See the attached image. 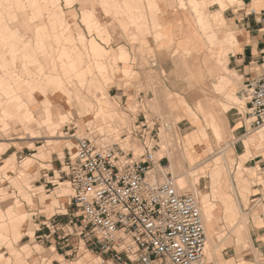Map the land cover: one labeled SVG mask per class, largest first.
Returning <instances> with one entry per match:
<instances>
[{
  "label": "rangeland",
  "instance_id": "374dc122",
  "mask_svg": "<svg viewBox=\"0 0 264 264\" xmlns=\"http://www.w3.org/2000/svg\"><path fill=\"white\" fill-rule=\"evenodd\" d=\"M8 1L9 2L7 4L11 6L10 10H8V5H0V13H3L7 18L5 21L6 23L3 25L8 27V37L4 39L0 38V74L3 75L7 81H9V86L7 87L8 90H16V94L24 91L22 93V100L25 101L26 104H22L24 109H20L16 112V107H19V104L13 102L9 97L11 95H6L4 90L0 88V142L11 143L13 139H15V142L19 144L16 145V147H21V150L26 149L25 147H29L31 150H24V154L21 158L15 155L16 159L12 168L10 163H8L7 168L4 167L0 169V212H2V216H0V225H4L5 227L2 229L3 237H0V264H40L38 261L35 263H32V261L39 254H43V257L46 259L49 257L50 252L45 250L46 245H43L41 240H37L35 238L34 232L33 235L31 234V225H29L31 215L28 214L27 207L29 206L32 208L36 201L40 202V204L45 208H47V204L52 203V207H54L55 211L58 212L63 204L68 205L70 203L72 196V190L69 183H65V187H63V197H59V195L56 194V192L60 191L59 182L66 181V179L59 180L58 172H56L54 179L49 180L55 182L56 187L51 186V184L48 185V187H44L43 183L36 184L41 175H44L46 172L45 169L51 168V166L47 165V161L49 160L48 156L45 159L34 156L41 152V146L46 147L49 152L54 151L57 148L58 152L64 153V156H60V158L62 157L64 160V157L68 158V152L72 153L75 147L76 141L74 138H71L73 134H76V137L83 138L89 137V132H97L112 135L113 137L115 136V138L111 140H115L114 142H116V139L119 140L121 137L124 139V136L128 137L127 141H132L134 135H131V133L135 131L138 126H141L140 128H144L148 125L150 129L153 128L155 130H159V139L155 140L151 144L155 147V151L158 152L157 157H164V164L168 166L169 160L162 151V147L165 144L164 137L168 134V132L172 134L174 143L169 148V151L174 153V151H177V146L173 133L177 130V128L179 129L181 136L184 138H187L192 134L198 135L199 128L204 127V121L201 113L199 112L198 106L205 103L203 101H195L191 98L192 94L190 93H194L192 92L194 90H192L187 79L184 78L186 71L182 69L180 65L178 66L179 57L186 53V51H184V53L181 52L180 56L178 54L176 55L177 57H174L178 48L173 45L168 47L167 45L170 44V39H168L165 33L166 22L164 21L163 16L166 10L173 8H181L192 12L190 7L185 4V0L184 2L183 0H157V3L159 4V10H157L159 13L157 11L153 14L149 13V20L150 18H153L154 24L158 26L153 27L152 21L151 26L149 25L151 30H142L143 33L146 31L145 36L143 33L139 34L141 32L137 27L127 24L129 23V14H116L113 7V0H75L74 5L71 7H69L66 0ZM105 1L108 2L109 5H105ZM139 1L145 3L147 0ZM0 2L5 1L0 0ZM242 7L243 2L242 0H239L236 6L233 7V10H238ZM140 10L144 12L148 11L146 8H140ZM84 11L91 12L93 19L95 18L100 25L93 26L92 29H89L83 21L82 15L84 14ZM136 11L137 10L134 9V13H136ZM192 15L198 30L200 29L203 34H209V31H207V29L203 26L200 28L198 27L196 16L193 12ZM53 17H55L56 20L61 18L62 24L58 21L50 22ZM156 21L157 23H155ZM126 24L128 26L124 29ZM209 24H211L210 27H213L212 22ZM45 26H51V28L45 31L49 38H46L47 42L45 43V46H43L46 51L42 52L43 49H39L40 45H38L35 41V36L38 33L44 32ZM52 27L56 29V34L61 36V40L58 43L54 41L53 33L49 35ZM103 29L108 33H103ZM155 31L156 36L154 34ZM102 33L103 36H105H102L103 38L100 36ZM21 41H25L27 44H24ZM92 41H96L104 47L107 54L106 59L108 60L112 57V55L120 53V48L125 49L128 52V55L124 56L126 58H120L121 63H117V61L116 63L111 64L109 61V68H104L101 64H96L95 59L93 60V56L88 49V46ZM234 44H231V46L227 45L225 48L221 47L222 52L225 50L223 54L230 55L234 52L233 47H235L237 43ZM12 46L20 49L27 46L29 52L28 54H25L22 49V52L15 57L9 51ZM62 47L68 50V54L71 55L72 53V57L70 56L71 59H67L69 57L66 56L64 62H59L57 56L58 53L61 52ZM45 52L48 54H43ZM33 53L39 56L38 58L41 57V63H43L45 68L43 72L44 76L46 72V76L50 75L53 81L56 80L57 76L67 79L69 74H73L71 83L64 80L65 83L63 88H59V91H62L63 93H71V97L73 99L72 107L67 102V96L61 95L60 98L57 99L53 96L54 92L58 91L54 83V85H47V91H45V93H43V90L38 87L33 88L32 91H37L32 94L35 101L34 103L29 101L27 97L30 98L31 96L29 95L30 91H28L26 83L27 81L30 82L40 79L41 74L38 70H35L32 63H28V65L31 66L29 68L30 72L25 73L22 70L24 62L22 58L26 55L30 57ZM210 53L214 55V59L216 61V49L209 48L205 42L203 50L194 53L195 55L193 56L194 58H192V62L195 59L196 63H198V67H202L203 64L199 62L201 60L203 62L207 61L205 66H210L208 65L210 64V62L208 63ZM42 55L52 62V66L49 62L46 64V61H44L45 58L42 57ZM13 56L15 58H13ZM78 60H82V63ZM4 61H6L9 67H3ZM47 65L50 69H47L49 68ZM72 65L76 66L77 71L83 70V73L80 74V76H77L74 69H72L74 72H70ZM212 66L214 67L212 75L213 78H218L221 74H224L225 77V70L221 71L217 66L215 67L214 62L212 63ZM179 74H183V78L179 77ZM227 74L232 75V70L227 71ZM240 76L241 75L239 74L235 77L232 75L235 79L236 86L233 87L231 91L236 94L242 109L241 115L238 118L239 120L232 126L231 132L241 129V132L239 133L240 137L243 136V141L248 144V148L244 150L245 152L242 156H239V153L237 152V166L235 165L234 172L237 171V167L241 163H243L245 168L254 167L255 171H253L251 179L254 181V184L258 185L260 184V181L256 180L258 179V174H260L258 173L260 165L264 166V155L259 157L260 155L258 153L260 151L257 148H253L251 144V137L258 136V134L250 131L246 122V101L242 94L244 86L249 81L244 83L243 77L241 79ZM208 79V82L212 83L211 78L208 77ZM85 80L87 81V84ZM17 81H22L19 86L23 89H18L19 87L15 85ZM25 91H27V93H25ZM156 91L163 94L162 103L166 105V111L173 110L172 103L176 105V108H178L176 110L178 112V117L174 114V119L172 116L170 117L172 118L171 120L162 119V112L164 111V108L158 110L156 107V110L155 108L153 109L154 106L152 104V100L155 98ZM123 93L125 94L124 97L118 98V96H121ZM200 96L204 97V94ZM48 97L52 101L53 113L57 115V117L54 118L55 123L53 124L54 127H59L56 131H51L48 125L43 124L44 106L47 104V101H49ZM77 97H79L81 99L80 101L83 103L89 102L92 110L89 109V111L85 112V109L80 106ZM200 100H204V98H201ZM185 103L190 109L196 112L198 115V122L195 123L194 119L189 115ZM102 106H106L105 109H102ZM28 109L29 112L35 116L36 123L34 121L33 124L22 123L20 121V119L23 118L20 111H26ZM2 110L11 113L12 116H4ZM69 112L72 113L70 116ZM106 112H111L112 114L107 115ZM60 114L69 117L66 119L68 123L63 124L62 126L60 125ZM23 120H25V118H23ZM26 124L28 128L26 127ZM165 125H169L170 129L171 126H173L171 131H169L168 128H165ZM29 128L32 129L29 130ZM53 136H55V138ZM60 136H63V138L60 139ZM167 136H169V134ZM39 137L44 139L40 140L37 144L35 143L37 141L35 139ZM51 138L61 142L58 147L49 145L52 144L48 143V140ZM121 142L123 143V141ZM137 143L139 144L138 141ZM231 143L232 142L229 144ZM31 144H34L35 147L32 148ZM211 151L215 153L217 152L213 140L208 138L206 141L199 144L197 143L194 146L191 150L190 158L196 159L199 161L198 163H202L206 159H210L212 157ZM45 152V154H47V151ZM246 154H248L251 158H249V162L247 163H245L242 159ZM48 155H50V153ZM8 156L9 155L1 156L0 167L5 164V161L9 158ZM27 157H34L33 159L36 162L35 165L29 169V171H26L21 164V162H23ZM27 162L28 161H26L25 164ZM188 163L189 162L185 163L184 171H187V177L193 181L196 174L195 171L197 170L193 169V166H190ZM57 166L59 168L58 163ZM211 166L212 160L203 164L200 169L208 172ZM33 172L35 174L31 176ZM16 182H19L23 186V194L19 193L15 185ZM234 183L237 184L236 181H234ZM220 186V191L216 194L219 199L221 197L231 196L236 206L241 209L240 211L248 214L252 227L255 228L258 226V222L260 221L259 219L264 215V206L258 201V197L254 196L257 193V188H254L253 185L252 189L249 191L239 189L237 191V195L233 196L232 191L230 192V189H232L230 186L228 188H225L223 185ZM209 187L211 186L207 185L205 180H202L200 185H198V189L203 192H208ZM189 189V187L184 189V193L193 195L190 191H188ZM30 199L33 200L34 204L30 203ZM11 207L15 209V215L13 216L8 214V210ZM70 212L71 214L76 212L73 206H70ZM18 214L25 215L24 219H22L23 221L17 219ZM224 215H226L225 210L222 211V209L219 208L216 212L217 219L214 222V226L216 232L218 231L225 235L230 231L231 226L225 224ZM253 215L256 216L253 217ZM16 219L19 223L13 224L12 222ZM77 220L75 222L78 223V226H80L81 218H77ZM15 225L20 228H14ZM1 227L3 226H0V228ZM18 230L22 233V238L19 241L14 238V234L16 235ZM232 239L233 236L228 234V237L223 241V245L219 252V264H227V260L237 254L239 255H237L239 260L243 258V254L245 252L250 250V245L238 246ZM82 245L85 246L84 242H82ZM86 248L87 247H84V251H87ZM88 248L92 250L90 247ZM93 252L92 264H105L103 259H98L100 256L99 253L97 251ZM71 258L74 259L75 256L72 255ZM78 258L79 257H77V261L75 260L72 262L76 264H90L87 260H82V257ZM63 263L71 264V262L64 260ZM213 263L214 262L211 261V264Z\"/></svg>",
  "mask_w": 264,
  "mask_h": 264
},
{
  "label": "built area",
  "instance_id": "2783aa9c",
  "mask_svg": "<svg viewBox=\"0 0 264 264\" xmlns=\"http://www.w3.org/2000/svg\"><path fill=\"white\" fill-rule=\"evenodd\" d=\"M246 14L264 25V11L251 8ZM242 96L250 131H263L264 58ZM140 127L132 141L124 136L114 142L115 136L97 132L71 136L75 147L58 173L71 187L79 236L105 264H211L198 200L177 187L164 157H157L151 143L159 130ZM260 189L264 206V183Z\"/></svg>",
  "mask_w": 264,
  "mask_h": 264
},
{
  "label": "bare ground",
  "instance_id": "6f19581e",
  "mask_svg": "<svg viewBox=\"0 0 264 264\" xmlns=\"http://www.w3.org/2000/svg\"><path fill=\"white\" fill-rule=\"evenodd\" d=\"M3 1H5V2H0V5H2V4L6 5V6L8 5L9 6L8 10H10L11 6L9 4H7L9 1L8 0H3ZM66 1L68 3L69 7L74 5V2H75V0H66ZM177 1H179V0H177ZM185 1H186L185 4L188 5L190 7V10H192V12L195 14L198 27L200 28L203 26L205 29H208L211 26V24H209V23L211 22L210 16L212 13H217L218 16L216 17V19L220 20L222 13L227 12L231 8L235 7L236 4L239 2L238 0H185ZM183 2H184V0H183ZM104 3H105V5H109V3L106 1ZM180 6H181V3H180ZM113 7H114L117 15L118 14L120 15L121 13H125V14L130 15V17L128 19L129 23H127V24H131V25H133V27H137L141 32L139 34L143 33L142 30H149L151 28L150 27L151 22L149 20V13L153 14V13H156V11L159 13L157 0H147L145 3H142L139 0H115V1L113 0ZM12 8H13V6H12ZM140 8H144V9L146 8L148 11H145V12L141 11ZM134 9L137 10L136 13H134ZM0 14H1L0 15V30H1L0 31V35H1L0 38L4 39V38L8 37V31H7L8 27L3 25L6 23L5 21L7 20V18L4 16L3 13H0ZM82 16H83V21L86 23V25L88 26L89 29H92L93 26L100 25L99 22L97 20H95V18L93 19L91 12L84 11V14ZM52 21H58V22H60V24H62L61 18L56 20V18L53 17L50 20V22H52ZM155 23H157V22H155ZM127 24L125 25L124 29H126V26H128ZM156 26H158V25H155L153 22V27H156ZM50 28H51V26L50 27L45 26L44 32L38 33L35 36V41L38 43V45H40L39 49L40 50L43 49L42 52L46 51V50H44L43 46H45V43L47 42V39L49 38L45 31H47ZM55 31H56V29H54L52 27L49 35H51V33H53L54 41L56 43H58L61 40V36L59 34H56ZM58 31H59V29H58ZM105 31L106 30L103 29V33ZM199 31L201 32V34H202L206 44L209 46V48H211V49L215 48L216 49L217 60L215 61L214 55L212 53H210L209 54L210 58L208 61V63L210 62V64H208L210 66H205V63L207 61L203 62L201 60L202 62L200 61L199 63L203 64V66L198 67V65H197L198 63H196L195 59L192 62V58H194L193 56L195 54L191 51L182 50V49H181L182 51L180 49H178L177 52L175 53L174 57L178 54L180 56L181 52L184 53V51H186V53L182 54L179 57L180 63L178 62V66L180 65V67L186 71V75L184 76V78L187 79L192 90H194V91H192L194 93L189 92L190 94H192L191 98L195 101H203L205 103V104H201L198 106L199 112L201 113V116H202L203 121H204V127L199 128L198 135L192 134V135H189L187 138L182 137L181 133L179 132V129L177 128V130L174 131V133H173L174 138H175V142H176V146H177V151L176 152L174 151V153L169 151V148L174 143V141H173L174 139L172 138L173 137L172 134H170V132H168L169 136H167L168 135L167 134L164 137L165 138V144L162 147V151L165 153V156L169 160V165L165 168L166 173H171L173 175V178L175 180V184L177 185V187L179 189L184 190V189H187L189 187L190 189L188 191H190L193 194V196L198 200L199 205H200V210H201V213L203 216V220L205 223L206 234H207V243H206L207 258H208L210 263L212 261V262H214L213 264H219L220 248L223 245V241L228 237V234H231L233 236L232 240L234 241V243H237L238 246H240L244 243H248L250 246L253 245L252 244L253 227H252V224L250 222V218H249L248 214L247 213L245 214L244 212L240 211L241 209L238 206H236V204L233 202V198L231 196L221 197L219 199V197L216 195L220 191L219 186L223 185L225 188H228L230 186L232 188V189H230V192L232 191L233 196L237 195V191L239 189L249 191L252 189L253 185H255L254 181H252V179H251L252 173L255 170H254V167L253 168L252 167H250V168L246 167L245 168L243 163L240 164V162H239L240 165L237 167V171L234 172L235 171L234 168H235L236 161H237V158H236L237 152L239 153V156H242L245 152L244 150L248 148V144L243 141L244 140L243 136L240 137L239 130H236L235 132H231L232 126L239 120L238 118L241 115V109L242 108L240 107L241 104H240L238 98L236 97V94L231 91V89L236 86L235 79L233 77L237 76L238 74L235 71H232L233 77H232V75L227 74V71L230 70L228 67V57H227L229 55H226V54L224 55L223 52L225 50L222 52L221 47L225 48L227 45L231 46V44H234V43L238 44L237 38L234 34H230V35H227L225 37H221L215 31L212 33H209V34H203V32L200 29H199ZM145 32L143 33L144 36H145ZM103 33H102V35H100L101 38L105 37V36H103ZM105 33H108V32H105ZM154 34L156 36V31ZM106 35H108V34H106ZM135 35H137V34H135ZM21 42H23L24 44L26 43L25 41H21ZM18 44H21V43H18ZM232 47H233V45H232ZM22 49H23V53L28 54L29 50H28L27 46L23 47ZM22 49L12 46L11 49H9V51L11 54H13L15 57H17L18 54L22 52ZM43 54H48V53L45 52ZM29 55H30V53H29ZM71 55H72V53H71ZM71 55L68 54V50H66L64 47H62L61 52L58 53V56H57L58 61L64 62V59H66V56L69 57L67 59H71L70 58ZM14 56H13V58H15ZM38 57L39 56H37L33 53L30 57L28 55H26L22 58L24 60L22 70L25 73L30 72L29 68L31 66L28 65V63H32L33 66L35 67V70L36 71L38 70V72L41 74L40 79H36L35 81H30V82L27 81V83H26V85L28 86L27 89H28V91H30V94H29L31 96L30 98H33L32 94L37 92L35 90L32 91L33 88L38 87L41 90H43V93H45V91H47V85H54L55 84V87L58 89V91L54 92L53 96L56 99L60 98L61 95L67 96L68 97L67 102L72 107L73 106V102H72L73 99L71 97V93H68V94L63 93L62 91H59V88H63L64 83H65L64 80L65 81L67 80L68 82L71 83V81L73 79V74L72 75L69 74L67 79L62 78L61 76H57L56 80L53 81L51 79L50 75L46 76V72H45V76H44L43 72H44L45 68H44L43 63H41V60H40L41 57L40 58H38ZM42 57H44V55H42ZM207 57H209V56H207ZM44 58H45L44 61H46V64H48V62H49L51 65L52 62H50L48 58H46V57H44ZM121 58L123 59L126 57L122 56ZM213 62L215 63V67L217 66L218 69H220L221 71L222 70L226 71L225 77H224V74H221L218 78L212 77L213 69H214V67L212 66ZM6 66L9 67L7 65L6 61H4L3 67L5 68ZM101 66L106 68L102 64H101ZM61 67H62V65H61ZM47 69H50V67ZM72 69H74L77 76H80V74L83 73V70L77 71L76 66L72 65L70 72H74ZM9 71H10V69H9ZM65 72H66V70H65ZM177 72H178V70H177ZM10 73H11V71H10ZM179 77L183 78V74L180 75ZM208 77L211 78L212 83L208 82L209 81ZM20 82H22V81H17V83H15V85H17L19 87L18 89H23V88H20V86H19ZM8 84H9V81H7L6 78L0 74V88L4 90L6 95H11L9 97H10V99H12L13 102L19 104V107L18 106L16 107L17 108L16 112L20 109H24V106H22V104L23 105L26 104V102L22 100V93L24 91L16 94L17 93L16 90H8L7 89V87L9 86ZM45 88H46V90H45ZM25 93H27V91H25ZM202 94H204V97L200 96ZM162 97H163V94H160L159 92L156 91L155 98L152 100V102H153L152 104L154 106L153 109L155 108V110H156V107L158 108V110L164 108L163 109L164 111L163 112L161 111L163 113V114L161 113L162 119H168V120H171L172 118L174 119V117H173L174 114H176V115L178 114V112L176 111L178 108H176V105L172 103L173 110L172 111H166L167 107L164 103H162ZM201 98H204V100H200ZM48 99H49V97H48ZM77 99L80 103V106H82V108L85 109V112L89 111V109H91L90 106L86 102L83 103L82 101H80L81 99L79 97H77ZM245 105H246V103H245ZM185 106L187 107V111H188L189 115L194 119L195 123L198 122V115L196 114V112H194L192 109H190L188 107V105H186V103H185ZM25 108H26V106H25ZM2 112H3L4 116H10V117L12 116L11 113L6 112L5 110H2ZM20 113H22L23 118H25V120H23V118L20 119V121L22 123H32L33 124V121L35 122L36 118L34 117V115L31 112H29V109L26 111H20ZM44 113H45V117H44V123L43 124L48 125L49 129L51 131H56L59 127H54V125H53L55 123L54 118H56L57 115H55L53 113L51 99H49V101H47V104L44 106ZM155 113H156V111H155ZM71 114L72 113L69 112V116ZM59 116H61L60 117V119H61L60 125L61 126L65 123H68V121H66V119L69 117H67L66 115H63V114H60ZM171 116H172V118H170ZM177 117H178V115H177ZM168 120H167V122H168ZM174 123H175V121H174ZM26 127L28 128L27 124H26ZM172 127L173 126H171V129H172ZM31 129L29 128V130H31ZM168 129H169V131H171L170 126L168 127ZM164 131H165V129H164ZM256 134H258V136L251 137L252 138L251 144H252L253 148H257L260 151L258 154L260 156H263L264 155V130L260 131ZM53 137L55 138V136H53ZM60 138H63V136H60ZM208 138H211L213 140L217 152L215 153V152L211 151L212 157L210 159H206L202 163H198L199 161H197L196 159H193V158L191 159L190 158L191 150L194 148V146L197 143L199 144V143H202L203 141H206ZM230 142H232V143L229 144ZM48 143H52L49 145H53L56 147V142L53 140V138L49 139ZM8 147H9L8 144L0 142V155L2 153H4L8 149ZM157 156H158V153H157ZM249 158H250L249 155L246 154L242 159L245 163H247V162H249ZM210 160H212V166H211L210 170L208 172L201 170L200 167H202L203 164L207 163ZM10 161L11 160H9L7 162V164L5 166L6 168L8 166V163H10ZM187 162H189L188 164H190V166H193V169L197 170V171H195L196 174L194 176L193 181L187 177V171L186 170H185L186 172L184 171V166H185V163H187ZM29 163H30V160L25 165H28ZM251 170H252V172H251ZM202 180H205V182H207V185L211 186V187H209L208 192H203V191L198 189V185H200ZM234 181H236L237 184H235ZM65 182L68 183L67 181H65ZM219 208H221L222 211L225 210V213H226V215H224L225 224L228 226H231L230 231L225 235L223 233L218 232V231L216 232V229L214 226V222L217 219L216 218V212L218 211ZM255 216L256 215H253V217H255ZM2 229L3 228H1V230H0V237H3Z\"/></svg>",
  "mask_w": 264,
  "mask_h": 264
},
{
  "label": "crops",
  "instance_id": "0c3cea01",
  "mask_svg": "<svg viewBox=\"0 0 264 264\" xmlns=\"http://www.w3.org/2000/svg\"><path fill=\"white\" fill-rule=\"evenodd\" d=\"M242 2L243 7L241 9L233 10V8H231L227 12L221 14L220 20L216 19L218 16L217 13H212L210 19L213 27H210L207 30L209 33L215 31L219 36H227L230 35V33L236 36L238 44L234 47V52L228 56V67L230 70H234L236 73L241 75V79L243 77L244 83H246L259 76L262 70V59L264 58V25L260 23L258 17L256 19L254 17H247L246 13L251 8H255L262 13L264 11V0H242ZM157 5L159 8L158 3ZM163 17L166 22L165 33L168 39H170V44H167L168 47L173 45L178 49L188 50L194 53L203 50V47H205V40L195 25L196 23L191 11L181 8L168 9ZM152 21L153 18H150V22ZM88 49L93 56V60L95 59L96 64H102L107 69L109 68V61L111 64H114L117 61V63H121L120 58L128 55V52L125 49L120 48V53L112 55V57L108 60L106 59L107 54L104 47L96 41H92L88 46ZM78 61L82 63V60ZM124 95L125 94L123 93L121 96H118V98H122ZM27 98L31 103H34L35 98ZM86 103L91 108V104L89 102ZM105 107L106 106H102L101 108L105 109ZM106 114L109 115L112 113L106 112ZM239 132H241V129H239ZM42 139L44 138H36L35 140L37 141L35 143L38 144ZM15 141L16 140L13 139L11 143H6L9 147L0 155V158L2 155H9V158L5 161V164L0 167V169L4 168L9 160H11L10 166L12 168L16 159L15 155L21 158L24 154V150H31L29 147H25L26 149L21 150V147H16V145L19 144ZM54 141L56 142V147H58L59 143H61L57 140ZM31 147L34 148L35 145L31 144ZM40 149L41 152L34 156H38L41 159H45L48 156L49 160L47 161V165L51 166V168L45 169L46 172L44 175H41L36 184L43 183L44 187H48V185L51 184V186L56 187L55 182L49 180L54 179L56 172H59L63 163V159L62 157L60 158V156H64V153L58 152L57 148L51 152H49L44 146H41ZM45 151H47V154H45ZM49 153L50 155H48ZM33 158L27 157L23 162H21L22 167L25 168L26 171H29V169L35 165L36 162ZM29 160L30 163L25 165V162ZM258 173L260 174H258V179L256 181H260V184L254 185V188H257V193L254 196L259 198L261 184L264 183V166L260 165ZM34 174L35 173L33 172L31 176ZM65 183L66 182H59L60 191L56 192L59 197L64 196L63 187H65ZM15 185L19 193L23 194V186L19 182H16ZM30 203L34 204L32 199H30ZM46 207L47 208L43 207V205H41L38 201H36L32 208L29 206L27 207L28 214L31 215V219L29 220V225H31L30 229L32 230L31 234L33 235L34 232L35 238L37 240H41V243L46 245L45 250L50 252L49 257L46 259L43 257V254L37 255L32 263L38 261L40 264H64V260L71 262V264H76L72 261H77V257H82V260H87L88 263L92 264V254L94 252L88 248L89 246L85 243L83 238L79 236V226L78 223L75 222L77 218L75 219L74 215L70 212V203L68 205L63 204L58 212L55 211L54 207H52V203L47 204ZM8 214L10 216L15 215V209L11 207L8 210ZM0 216H2V212H0ZM17 217L18 220L20 219L23 221L22 219H24L25 215L18 214ZM17 219L12 223H19L17 222ZM259 220L258 226L253 228V245H251L250 250L243 254L242 259L238 260L236 255L229 258L227 260V264H264V215ZM0 226H3L1 227L3 229L5 228L4 225ZM14 228L19 229L20 227L15 225ZM14 238L17 241L22 238L20 230H18L16 235L14 234ZM82 242H84L85 246L82 245ZM242 245L246 246L249 244L244 243ZM84 247H87V251H84ZM72 255L75 256L74 259L71 258ZM98 259L102 258L99 256Z\"/></svg>",
  "mask_w": 264,
  "mask_h": 264
}]
</instances>
